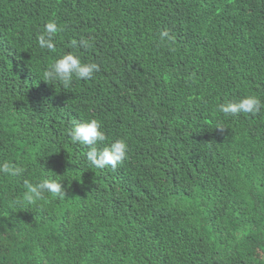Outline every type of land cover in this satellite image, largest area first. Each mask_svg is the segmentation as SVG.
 Segmentation results:
<instances>
[{
	"label": "trees",
	"instance_id": "obj_1",
	"mask_svg": "<svg viewBox=\"0 0 264 264\" xmlns=\"http://www.w3.org/2000/svg\"><path fill=\"white\" fill-rule=\"evenodd\" d=\"M69 51L100 71L45 81ZM249 94L264 105V0H0V162L23 169L0 173V264H264V106L218 109ZM93 118L127 144L115 169L71 140ZM43 178L66 195L29 203Z\"/></svg>",
	"mask_w": 264,
	"mask_h": 264
},
{
	"label": "clouds",
	"instance_id": "obj_2",
	"mask_svg": "<svg viewBox=\"0 0 264 264\" xmlns=\"http://www.w3.org/2000/svg\"><path fill=\"white\" fill-rule=\"evenodd\" d=\"M58 31L60 29L54 21L48 22L37 37L39 46L42 49L54 52L56 50L54 38ZM159 35L161 41L170 39L166 30L161 31ZM90 46L87 39H81L79 42L72 41L74 49ZM99 71L98 64L84 62L77 52L69 51L55 59L51 67L44 72V80L58 82L64 87H69L74 78L77 80H90ZM262 106L264 105L257 96L249 94L237 100L221 103L218 105V109L225 115L256 114ZM68 132L74 143L89 148L86 153L87 161L96 168L103 169L110 166L115 169L127 157V144L124 140L116 139L109 144H104L106 140L105 133L102 131L100 122L94 118L84 121L73 120ZM101 145L103 146L101 147ZM22 172V168L16 167L10 162H0V173L2 174L16 176ZM24 186L26 189L24 198L29 203L42 199L45 192L61 199L66 195L62 182L57 179L43 178L35 184L26 180Z\"/></svg>",
	"mask_w": 264,
	"mask_h": 264
}]
</instances>
